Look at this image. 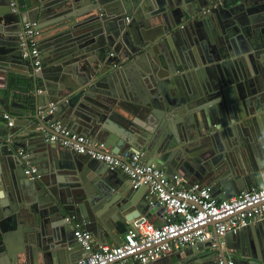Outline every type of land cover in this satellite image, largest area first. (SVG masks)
Here are the masks:
<instances>
[{"label": "water", "instance_id": "1", "mask_svg": "<svg viewBox=\"0 0 264 264\" xmlns=\"http://www.w3.org/2000/svg\"><path fill=\"white\" fill-rule=\"evenodd\" d=\"M11 1L0 0V114L13 116L0 125V264H68L84 255L74 223L120 243L134 219L163 214L145 185L46 139L56 122L168 178H205L220 199L264 184V0ZM164 257L264 264V218Z\"/></svg>", "mask_w": 264, "mask_h": 264}, {"label": "built area", "instance_id": "2", "mask_svg": "<svg viewBox=\"0 0 264 264\" xmlns=\"http://www.w3.org/2000/svg\"><path fill=\"white\" fill-rule=\"evenodd\" d=\"M10 5L15 11L14 2ZM34 27L35 23L26 22L24 34L30 45L34 70L37 71L41 66V52L36 47ZM54 108L50 104L47 112L51 113ZM0 124L12 126V114L2 112ZM46 139L59 141L63 146L124 172L133 188L145 185L154 203L163 207L162 223L155 224L144 217L134 219L132 226L123 233L120 243L101 244L89 230L76 225L73 234L82 246L84 255L68 264H146L213 235L236 233L264 218V184L243 189L228 199H220L213 195L209 185L183 183L184 180L177 175L168 178L163 170L145 163L137 152L124 160L107 151L103 143L59 122L52 124V132L46 133ZM20 153L25 157L23 151ZM35 171V167L28 165L24 172L36 178L38 175H35ZM64 219L72 220L73 216ZM212 221H215L213 227L210 225ZM218 264L235 262L219 259Z\"/></svg>", "mask_w": 264, "mask_h": 264}, {"label": "crops", "instance_id": "3", "mask_svg": "<svg viewBox=\"0 0 264 264\" xmlns=\"http://www.w3.org/2000/svg\"><path fill=\"white\" fill-rule=\"evenodd\" d=\"M11 2H14V6H16V2H15V0H12ZM15 11H16V7H15ZM26 22H28V23H35V27H34V29H35V31H36V35H37V30H36V26H37V22L36 21H26ZM26 22H24V24L26 23ZM24 24H23V27H24ZM36 35H35V43H36V45H37V42H36ZM121 52H122V49L120 50ZM110 55H113V52H110ZM260 79H264V76L262 75V76H260ZM252 80H253V78H252ZM0 125H3V124H0ZM71 130H72V128H71ZM73 131H76V130H73ZM76 132H79V133H82V134H85L84 132H81V131H76ZM45 135H46V133H45ZM21 151H23L24 152V150H19V153L21 152ZM203 156H205V154H203ZM32 166V165H31ZM262 175H263V178H264V171H262ZM126 179H128V177L126 176ZM129 180V179H128ZM193 183V182H200V183H202V184H204V185H209L211 188H212V191H213V193H214V191H215V187L212 185V184H210L209 182H208V180L207 179H195L194 177H191V179L189 180V181H183V183ZM252 187H256V186H259V185H257L256 183H253L252 185H251ZM216 197V196H215ZM218 198V197H217ZM66 216H70L69 214H67ZM65 216V217H66ZM64 217V218H65ZM149 219L152 221V222H154L155 224H159V223H162L163 222V214H160V213H158L157 215L156 214H152L150 217H149ZM73 226H74V228L76 227V224L74 223L73 224ZM81 228H84L83 226H80ZM85 229V228H84ZM122 236H123V234H122ZM95 238V237H94ZM96 239V238H95ZM15 240V239H14ZM16 241H18V239L16 238ZM106 241H107V243L108 244H111V243H114V240L112 239V238H106ZM166 258L167 257H164V258H161V259H159V260H157L156 261V263H159V264H165V263H163L165 260H166ZM155 263V262H154Z\"/></svg>", "mask_w": 264, "mask_h": 264}]
</instances>
